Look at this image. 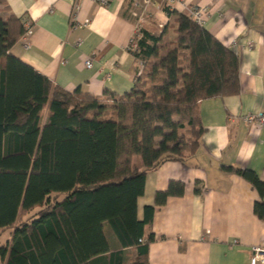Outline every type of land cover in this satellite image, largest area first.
Here are the masks:
<instances>
[{"label":"trees","instance_id":"obj_1","mask_svg":"<svg viewBox=\"0 0 264 264\" xmlns=\"http://www.w3.org/2000/svg\"><path fill=\"white\" fill-rule=\"evenodd\" d=\"M165 11L173 15L171 41L162 39L165 29L141 28L133 86L103 97L66 91L11 54L24 28L20 18L0 14V229H12L0 264H148L153 235L143 236L153 206L137 217L146 173L196 151L201 99L240 89L237 54L189 15ZM226 170L264 196L254 171ZM183 187L171 181L155 204ZM253 212L264 219V200ZM105 224L120 248L110 250ZM124 248L136 252L127 263Z\"/></svg>","mask_w":264,"mask_h":264},{"label":"crops","instance_id":"obj_2","mask_svg":"<svg viewBox=\"0 0 264 264\" xmlns=\"http://www.w3.org/2000/svg\"><path fill=\"white\" fill-rule=\"evenodd\" d=\"M133 2L112 0L102 6L91 0H3L2 16H24L32 25L30 45L23 46L21 34L9 52L66 91L121 95L133 86L137 70L136 58L127 49L136 22ZM164 3L185 14L190 7L207 8L202 26L237 54L240 89L201 99L198 113L204 131L196 151L146 173L137 217H144L145 206H153L151 221L144 226L143 238L153 235L147 262L250 264L252 248L264 247V219L253 212L254 203L264 196L226 167L252 170L264 182V127L241 118L264 113V0H155L142 28L154 35L165 29L163 40L167 30L174 35L173 15L165 12ZM47 117L45 108L41 126ZM171 181L182 183L183 193L155 204V193ZM104 233L110 250L120 248L107 224ZM123 251L124 263L136 253L134 248Z\"/></svg>","mask_w":264,"mask_h":264},{"label":"built area","instance_id":"obj_3","mask_svg":"<svg viewBox=\"0 0 264 264\" xmlns=\"http://www.w3.org/2000/svg\"><path fill=\"white\" fill-rule=\"evenodd\" d=\"M96 4L106 6L108 5L112 0H91ZM155 0H134L133 2V11L132 14L136 18L135 27L133 34L129 40V43L127 45V49L131 53L137 52V41L141 37V31L143 24L145 23L148 14H149V7L153 5ZM165 7L168 10H174L171 8L170 5L164 3L163 9L165 10ZM166 12V11H165ZM167 13V12H166ZM168 14V13H167ZM207 14V8L205 6H198V7H190L188 8V13L192 19H194L198 24L203 25L205 16ZM21 21L24 23V32L22 33L20 40L24 47H28L30 45V35L32 33V25L24 16L20 17ZM164 23H159V28H163ZM139 65L143 63L141 59H138ZM92 64V58H89L85 60V66L89 68ZM242 120L250 124L252 126H263L264 127V113L263 112H257V113H246L241 116ZM143 241L145 242L146 239L143 238ZM262 264L264 263V247H253L252 248V255L250 257V264Z\"/></svg>","mask_w":264,"mask_h":264},{"label":"rangeland","instance_id":"obj_4","mask_svg":"<svg viewBox=\"0 0 264 264\" xmlns=\"http://www.w3.org/2000/svg\"><path fill=\"white\" fill-rule=\"evenodd\" d=\"M167 30V37H165V41L169 42L171 41V33ZM53 197V194L51 195ZM12 229L6 228V229H0V245L3 244L6 240H8L11 236Z\"/></svg>","mask_w":264,"mask_h":264}]
</instances>
